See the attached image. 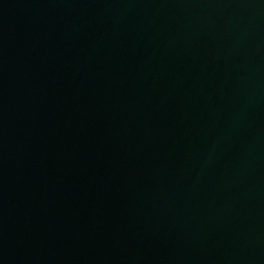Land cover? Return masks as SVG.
I'll return each instance as SVG.
<instances>
[{"label": "water", "instance_id": "obj_1", "mask_svg": "<svg viewBox=\"0 0 264 264\" xmlns=\"http://www.w3.org/2000/svg\"><path fill=\"white\" fill-rule=\"evenodd\" d=\"M0 264H264V0H0Z\"/></svg>", "mask_w": 264, "mask_h": 264}]
</instances>
